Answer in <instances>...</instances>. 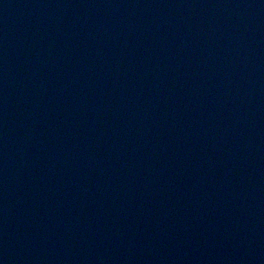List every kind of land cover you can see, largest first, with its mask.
Masks as SVG:
<instances>
[{"label": "water", "instance_id": "95a60500", "mask_svg": "<svg viewBox=\"0 0 264 264\" xmlns=\"http://www.w3.org/2000/svg\"><path fill=\"white\" fill-rule=\"evenodd\" d=\"M0 264H264V0H0Z\"/></svg>", "mask_w": 264, "mask_h": 264}]
</instances>
